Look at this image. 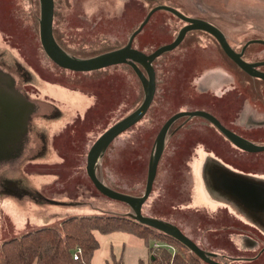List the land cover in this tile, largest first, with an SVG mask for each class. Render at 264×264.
I'll return each mask as SVG.
<instances>
[{
    "label": "rangeland",
    "instance_id": "obj_1",
    "mask_svg": "<svg viewBox=\"0 0 264 264\" xmlns=\"http://www.w3.org/2000/svg\"><path fill=\"white\" fill-rule=\"evenodd\" d=\"M163 1L69 0L61 9L64 31L76 35L65 43L66 50L74 52H67L68 55L89 58L86 53L110 48L111 44L104 42L107 39L110 43L127 42L154 5ZM39 21V0H0V67L20 90L17 95L27 102L38 101L40 108L36 115H28L26 130L18 143L0 158V243L43 226L57 225L69 216L132 212L127 204L104 196L94 187L86 173V158L106 129L142 103L143 86L125 64L86 74L57 66L42 49ZM182 26L183 21L176 16L157 10L132 45L137 49L143 46L145 53H151L171 43ZM222 30L237 52L255 36L247 27L226 26ZM200 34L203 36L190 35L153 61L156 91L150 108L139 122L115 138L103 159L97 161L99 178L106 185L134 195L144 192L157 133L166 119L176 113L204 108L222 123L239 116L242 122L247 120L249 107H242L243 102L240 107L238 92L226 86L233 82V74L257 84L253 93L264 100V85L244 77L212 36ZM80 38L86 44L96 40L102 43L100 47H89ZM200 46L207 52H202ZM261 46H250L247 58L253 59ZM73 73H82L81 79ZM199 74L203 77L201 82L197 80ZM67 79L71 83L66 86L77 88L76 92L62 86ZM258 118L264 119V115ZM187 121L175 122L168 151L165 150H175L179 164L183 169L186 164L189 168L190 178L183 179H190V200L180 208L191 210V217H184L186 212L175 213L178 218L184 217L178 220L181 229L201 249L214 252L219 262L225 258L229 264H264L263 255L250 260L259 244L264 245V151L233 149L209 122L194 117ZM145 125L150 138L146 154ZM239 132L264 141V136L260 140L256 133L254 136ZM160 175L163 177V173ZM156 195L155 189L147 205ZM150 210L143 208L144 213L151 214ZM95 235L99 247L90 264H104L111 251L121 255L124 264L149 261L151 252L146 243L131 234Z\"/></svg>",
    "mask_w": 264,
    "mask_h": 264
},
{
    "label": "trees",
    "instance_id": "obj_2",
    "mask_svg": "<svg viewBox=\"0 0 264 264\" xmlns=\"http://www.w3.org/2000/svg\"><path fill=\"white\" fill-rule=\"evenodd\" d=\"M53 1V36L57 44L63 51H65L66 53L69 52L71 54H74V52L66 50L65 43H67L70 39H75L76 35L65 32L62 25V22L64 21V15L61 9L62 6L69 3V0ZM164 2L165 0L163 2L156 3L154 7L158 5H165L166 3ZM195 33L196 35L200 33L210 35L209 33L204 31L193 30L188 32L183 40H185L190 35H195ZM84 40V38L79 39V41H82V43H84ZM104 42L111 44L109 46L110 48H100L86 54L90 57H93L120 48L126 44V42L118 44L110 43L109 39L105 40ZM101 43V40H96L93 43H84V45H88L89 47H100ZM253 45L260 44L253 43L246 48L243 58L248 62L255 60V58L252 60L247 58V50L248 48H250V46ZM138 50L145 51V47H139ZM225 57L233 65V67L237 69V71L244 73V71H242L231 59H229L226 55ZM126 67L130 68L128 65H126ZM261 69L264 70V66ZM83 73L86 74V72ZM73 74L78 78H80L82 75V73ZM245 76L250 80L260 81L264 85V82L259 78L257 79L255 77H251L248 74H245ZM67 82H70L69 79H67L62 86L68 87L72 91L77 90V88L75 87L66 86ZM140 104H138L132 111H134ZM106 151L107 149L101 154L99 158L100 160L103 159ZM97 165L98 163L96 164L95 171L97 177L99 178L100 176L98 174ZM169 165H171L173 169H169ZM182 166L183 165H180L176 160V157H172L165 152L162 154L157 167V175L152 187V191L155 192L156 189L157 195L152 203L150 205H147V202L152 193L151 191L148 198L142 205V214L172 224L178 227L184 233L183 229H181L180 227V225L182 224L178 220H183L184 217L190 218L191 210L184 211L183 207L180 208L182 203H186V187L188 186L190 181V179H183V176H186L188 178L190 177L187 170L188 168H186L187 166H184L185 169H183ZM159 173H163V177L162 175L159 176ZM185 173H187V175H185ZM178 179L180 180L177 181ZM181 181L183 185H180ZM178 183L179 185H177ZM108 187L115 191L132 196H142L144 193L143 192L140 195H134L124 191H119L114 186ZM172 192H174L175 196L172 195ZM144 206L150 207L151 214L146 213V211L145 213L143 212ZM181 211L186 213L184 214V217L178 218L177 214L175 213H180ZM112 232L128 233L143 240L146 243L148 252H151L149 261H139L138 264H203L202 260H200L195 254L190 252L177 240L156 229L139 223L127 213L69 216L62 219L57 225L43 226L32 231H28L20 236L9 238L0 243V264H90L94 251L99 247V242L95 234H108ZM185 235L188 236L187 234ZM149 241L153 242L154 244H148ZM157 242H159L160 245L155 244ZM76 248H79L81 252L79 258L74 260L73 252ZM174 249H176V251H174ZM104 264L124 263L122 261L121 255L117 256L113 253V251H111L109 257L105 259Z\"/></svg>",
    "mask_w": 264,
    "mask_h": 264
},
{
    "label": "water",
    "instance_id": "obj_3",
    "mask_svg": "<svg viewBox=\"0 0 264 264\" xmlns=\"http://www.w3.org/2000/svg\"><path fill=\"white\" fill-rule=\"evenodd\" d=\"M40 1V21H39V37L40 43L44 53L47 57L54 62L57 66L73 71V72H88L93 70H99L110 66L125 64L132 68L136 76L138 77L140 83L143 86L144 98L142 103L131 113H129L124 118L120 119L108 129H106L92 144L90 147L87 158H86V173L93 183L94 187L104 196L123 202L127 204L132 212L127 213L133 217L136 221L141 224H144L148 227L156 229L173 239L177 240L184 247H186L190 252L195 254L200 260L207 264H222L214 259H212L210 253L201 249L193 240L186 236L178 227L164 222L160 219L148 217L142 214V205L148 198L152 190V184L155 179L157 165L160 160L161 154L163 152L166 133L170 125L177 120L178 118L184 116H199L205 119L210 120L215 124L221 132H223L228 139L240 149L247 152H258L264 150V146H257L254 144L245 141L243 138L234 134L233 132L225 129L219 121L204 111H194V112H179L170 116L161 126L159 132L157 133L155 139V148L154 153L150 159L145 190L142 196H132L124 194L118 191H115L105 185L96 175V164L101 154L108 148V146L117 138L121 133L135 125L139 122L148 108L150 107L155 90H156V79H155V70L153 67V61L158 58L162 53L170 51L177 47L184 39L185 35L193 30H200L209 33L212 35L217 42L219 43L223 52L244 72L248 75L259 78L264 81V71L258 69V67L264 66V61L258 62H248L243 59V54L247 46L253 43H258L264 45V40L262 39H251L244 43L239 52L235 51L228 43L224 34L211 23L196 18H190L185 16L180 11L176 10L173 7L167 5H158L153 7L146 15L144 20L134 30L129 36L128 41L125 45L120 48L102 53L97 56L89 58H76L68 55L63 51L57 44L53 36V17H54V1L53 0H39ZM165 10L178 19L184 22V25L179 29L174 40L166 45L156 48L151 53H145L137 48L132 46L135 36L142 30L144 25L148 22L151 15L157 10ZM2 92H0V107L5 104L8 107V104L12 103L15 98L14 96H9L6 93L5 100L1 101ZM4 93V92H3ZM16 101L21 107L28 106L27 101H25L20 95H17ZM20 114V115H19ZM17 115L21 121L22 131L24 129L26 114L21 112ZM9 124L7 122H0V134L4 135L3 132L8 128ZM8 135V134H7ZM3 137V136H2ZM5 142L2 149L0 150V158L6 156L2 154V150L6 153L8 145L13 142L12 138L8 136L2 138Z\"/></svg>",
    "mask_w": 264,
    "mask_h": 264
},
{
    "label": "flooded vegetation",
    "instance_id": "obj_4",
    "mask_svg": "<svg viewBox=\"0 0 264 264\" xmlns=\"http://www.w3.org/2000/svg\"><path fill=\"white\" fill-rule=\"evenodd\" d=\"M251 40V39H250ZM216 42H217V40H216ZM217 44L219 45V43L217 42ZM255 44H258V43H255ZM230 45V44H229ZM251 45V44H250ZM260 45H262V44H260ZM262 46H264V45H262ZM219 47H220V45H219ZM248 47V46H247ZM221 48V47H220ZM233 48V47H232ZM222 50V49H221ZM246 50V49H245ZM144 52V51H143ZM222 52H223V50H222ZM224 53V52H223ZM225 54V53H224ZM226 55V54H225ZM244 55H245V51H244V54H243V56L242 57H244ZM227 56V55H226ZM228 57V56H227ZM229 58V57H228ZM230 59V58H229ZM244 59V58H243ZM245 60V59H244ZM258 61H264V58H262V59H258L257 60V58H255V60L254 61H250V62H258ZM263 66H261V67H258V69L259 70H261V71H264L263 69H261ZM242 70V69H241ZM4 71V69L2 68V67H0V92H2L1 94H2V99H1V101H3V100H5V97H6V93H8L9 94V96H14V100H12V101H14V103L12 104V103H10V104H8V107H7V105H5V104H3L1 107H0V122H2V123H5V122H7L8 124H9V126H8V128H6L5 129V131L3 132V134L4 135H1L0 134V150L2 149V147H3V145L5 144V142H4V140L2 139V138H5V137H9V138H12L13 139V142H11L9 145H8V149L7 150H9L7 153H9L11 150H12V147L15 145V144H17L18 143V141H19V139L21 138V134H23V132H25V131H22V128H21V121H20V119H19V117H17V115L19 114V113H21V112H24L25 114H26V121H27V118H28V115L30 114V116L32 115V114H34V115H36V113L38 112V110L40 109V108H37V102L38 101H36V102H33V101H30V102H27V104H28V106H25V107H19V105H18V107H17V105H16V97H17V93H19L20 92V90L18 89V87L16 86V84H12L13 82H12V80H11V78H9V77H7L6 75H5V71ZM243 71V70H242ZM244 77H245V74H247L246 72H244V73H242V72H240ZM233 74V73H232ZM251 77H253V76H251ZM256 78V77H255ZM258 79V78H257ZM232 80H233V82H230V83H228L226 86H231V88H234L237 92H238V95L241 97V99H240V107H241V104H242V102H243V105H242V107H245V95L246 96H248V97H251V99L252 100H254V101H256V102H258L259 103V105H260V107H259V109H251V108H248L249 109V111H251V112H249L250 114L249 115H246V118H247V120L245 119V121L244 122H242V118H241V116H239L238 118H237V120H228L229 122H227V123H222V121H220V119L217 117V116H215V114L214 113H212V112H210V111H208L207 113H209L210 115H212L213 117H215L218 121H219V123L225 128V129H227V130H229V131H231V132H233L234 134H236V135H238L239 137H241V138H243L245 141H248L249 143H251V144H254V145H257V146H264V141H257V140H253L252 138H249V137H247V136H245V134H242V132H239V131H243V132H245V133H248L249 135H254L255 136V133H256V136H257V138L258 139H260L261 140V138L264 136V119H262V118H258V116L259 115H264V100H259L258 99V97L253 93V91H255L254 90V88H256L257 89V84H255V83H251V82H246V79L244 78V79H242V78H238L237 76H235V74H233L232 75ZM255 81V80H254ZM263 81V80H262ZM264 82V81H263ZM14 83H16V82H14ZM220 85H222V84H219V86ZM208 86H210L209 84H208ZM218 85L216 86V87H219ZM252 89H250V88ZM201 88V87H200ZM156 91V90H155ZM4 92V93H3ZM154 98V97H153ZM153 101V100H152ZM52 106V105H51ZM149 109V108H148ZM216 109H218V111H219V108H217L216 107ZM200 110H204V111H207V110H205L204 108L203 109H200ZM148 111V110H147ZM247 112H248V110H247ZM147 113V112H146ZM146 113H145V115H146ZM221 113H223L222 111H221ZM20 115V114H19ZM189 117H194V119L196 118V119H200V120H202L203 122H206V123H210V124H212L214 127H216L218 130H219V132L221 133V134H223L225 137H226V140L229 142V144H232L231 145V147L234 149L235 147L236 148H238V149H240L239 147H237L236 145H234L229 139H228V137L223 133V132H221L220 131V129L215 125V124H213V122H211L210 120H208V119H205V118H203V117H199V116H184V117H181V118H178L177 120H175L171 125H170V127H169V129H168V131H167V133H166V137H165V143H164V148H163V152H162V154L165 152V150L167 149V146H168V142L170 141V139H171V137L173 136V134H172V131H171V128H172V126L175 124V122H177L178 120H180V119H185L186 120V122H189V121H187L188 120V118ZM256 117V118H255ZM187 118V119H186ZM253 118H255V119H253ZM168 119V118H167ZM166 119V120H167ZM26 121H25V125H26ZM192 121V120H191ZM24 125V130H26L25 129V126ZM192 126H194V127H197V128H199V129H201L200 127H198V126H195V125H192ZM235 127L236 129H234V128H232V127ZM176 129H177V127H175L174 129H173V132L175 133V132H177L176 131ZM180 129V128H179ZM237 130H239V131H237ZM148 127L145 125V154L147 153V151L149 150V141H150V138H149V134H148ZM8 134V135H7ZM202 134H203V132H202ZM201 134V135H202ZM167 135H169V138L167 139ZM3 136V137H2ZM231 142V143H230ZM236 150V149H235ZM240 150H242V149H240ZM2 151H4V150H2ZM167 151H168V149H167ZM166 151V153L168 154V155H171L172 157H177V152L174 150V151H172V152H167ZM242 151H244V150H242ZM262 151H264V150H262ZM245 152H247V151H245ZM258 152H261V151H258ZM257 152V153H258ZM249 153H255V152H249ZM162 154H161V156H162ZM161 158V157H160ZM160 161V160H159ZM159 163V162H158ZM187 163V162H186ZM170 167H169V169H173V167L171 166V165H169ZM186 166H187V164H186ZM157 167H158V165H157ZM188 170V172H189V168L187 169ZM171 171V170H170ZM169 171V172H170ZM210 173V172H209ZM189 174V173H188ZM156 175H157V170H156ZM156 175H155V177H156ZM209 178V177H208ZM155 180V179H154ZM153 183H154V181H153ZM177 185H179V184H177ZM183 185V184H182ZM152 187H153V184H152ZM177 188H179V187H177ZM186 190H187V200H186V203H188L189 202V200H190V190H189V184H188V186L186 187ZM152 191V190H151ZM166 191V190H165ZM172 195L173 196H175L174 195V192H172ZM252 239H254V238H252ZM255 240V239H254ZM256 241V240H255ZM247 245H251L250 243L249 244H247ZM206 252H208V253H210V254H212L211 255V257H212V259H214L215 261H217V262H219L217 259H216V257H214V255H216L214 252H210V251H208V250H205ZM261 255H263L264 256V245H262V243H260L259 244V247L255 250V253H254V255L252 256V257H250L251 259L250 260H253V259H258ZM228 258L230 259V257L228 256ZM224 259V262H219V263H222V264H229L228 263V259H225V258H223ZM238 259V258H237Z\"/></svg>",
    "mask_w": 264,
    "mask_h": 264
},
{
    "label": "crops",
    "instance_id": "obj_5",
    "mask_svg": "<svg viewBox=\"0 0 264 264\" xmlns=\"http://www.w3.org/2000/svg\"><path fill=\"white\" fill-rule=\"evenodd\" d=\"M174 2L175 3L166 1L165 5L175 8L188 17L202 19L211 23L224 34L226 39L227 36L222 30V27L228 26L237 28L247 27V29L255 33V36L250 39L264 40V0H174ZM177 6H181L187 12H184ZM197 36L202 37L203 35L198 34ZM200 47L202 48V52H207L204 50V46ZM260 48V52L257 51L253 59L264 58V47L261 46ZM202 78L203 77L199 74L197 80L201 82V80H203ZM219 84H222L221 80ZM15 102L18 107L19 104L17 101ZM257 103L258 102L252 100L251 97L245 95V107L256 110L260 107ZM19 107H21V105H19ZM247 110L248 112H246V115H249L251 111H249V109ZM2 154L6 155L8 153L3 151Z\"/></svg>",
    "mask_w": 264,
    "mask_h": 264
},
{
    "label": "built area",
    "instance_id": "obj_6",
    "mask_svg": "<svg viewBox=\"0 0 264 264\" xmlns=\"http://www.w3.org/2000/svg\"><path fill=\"white\" fill-rule=\"evenodd\" d=\"M81 250L79 248H76L75 251L73 252V259L76 260L79 258Z\"/></svg>",
    "mask_w": 264,
    "mask_h": 264
},
{
    "label": "bare ground",
    "instance_id": "obj_7",
    "mask_svg": "<svg viewBox=\"0 0 264 264\" xmlns=\"http://www.w3.org/2000/svg\"><path fill=\"white\" fill-rule=\"evenodd\" d=\"M186 36V35H185Z\"/></svg>",
    "mask_w": 264,
    "mask_h": 264
}]
</instances>
